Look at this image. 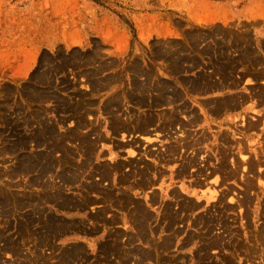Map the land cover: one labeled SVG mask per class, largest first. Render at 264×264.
Listing matches in <instances>:
<instances>
[{
    "label": "rangeland",
    "instance_id": "obj_1",
    "mask_svg": "<svg viewBox=\"0 0 264 264\" xmlns=\"http://www.w3.org/2000/svg\"><path fill=\"white\" fill-rule=\"evenodd\" d=\"M258 17L264 18V0H0V264H98L85 245L101 232L74 226H91L87 212L100 208L109 219L96 230L137 229L109 234L108 242L161 244L148 255L143 250V259L115 251L113 258L133 260L119 264L145 258L148 264H264V155L218 140L211 157L199 148L207 137L190 134L194 124L180 122L173 109L156 112L184 96L180 83L190 69L221 60L231 42L248 37L237 32L236 20ZM164 91L171 97L165 101ZM148 112L159 115L142 131L137 126ZM119 119L135 129H116ZM71 131L80 137L70 138ZM158 151L186 161L188 172L203 167L193 174L198 182L165 169L162 193L153 184L144 192L122 188V164L114 162L129 154L143 156L153 170L165 168L168 158L158 160ZM189 199L199 205L185 207ZM138 201L150 214L148 236L140 235L133 213Z\"/></svg>",
    "mask_w": 264,
    "mask_h": 264
},
{
    "label": "crops",
    "instance_id": "obj_2",
    "mask_svg": "<svg viewBox=\"0 0 264 264\" xmlns=\"http://www.w3.org/2000/svg\"><path fill=\"white\" fill-rule=\"evenodd\" d=\"M242 17L244 18V14H242ZM243 18L236 20L234 27L238 30L237 32H247L249 34L248 37H244V39L238 38L237 41L231 42V44L225 48L223 52L224 55L221 60L215 61V63L212 60H206L204 63H200V65H196L193 69H190L188 71L189 80L184 83H180V89L185 92L184 96L179 99H175L172 103L159 105L156 109V112L160 113L161 116L167 114L166 112H170L172 111L171 109H173L174 114H177L180 122L194 124V127L192 126L190 127L191 129L189 128L191 130L190 134H194L196 137L195 139H201L204 135L207 137L205 141V148H202V146L199 148L203 149L205 152L210 151L209 153L211 157L212 152L216 149L215 144L218 140H220V144H225L224 142L227 140H236V144L238 143L236 146L240 145L245 146L248 149L253 148V150H258L260 158L264 155V18L258 17L251 19L250 21H245ZM242 116L244 117L242 118ZM255 119L256 121H254ZM245 122L247 124L252 123V127L251 124H249V127ZM254 122L257 124L255 125ZM151 138H155L156 140L159 139L158 141L161 140L157 136H151ZM188 150H191V148ZM196 150L200 149L196 147ZM163 154L164 152H162V157ZM180 154L181 151L178 152L177 157H180ZM200 154L201 152H199V155ZM252 154L255 155V152L252 151ZM132 158L133 164H130L132 167L130 168L131 170H126V168H124L118 172L119 184L122 188H126L128 191H134L130 188H142L141 185L138 184V181L145 179L146 176H132L135 172H137V174L139 171L141 172V170L145 168L143 166H145L146 163L149 164L148 161L144 160L143 156H140V159L137 157V161V158L134 159L132 155L130 156L127 154V159ZM163 159L165 160L166 157L164 156L162 159L158 158V160L161 161ZM167 160V166H165V168L160 164L156 165V168L158 169L157 172L160 174L158 175V178L155 179L152 173L148 174L149 179L156 180L157 183L153 184L156 187L163 185L162 176L164 175L165 169L169 170V175L174 173L176 175L175 178L179 179V175L176 174V167H178L182 161L180 162L178 160L180 163L177 166L176 164L178 162H175L176 160H174V158H168ZM135 162L137 164L140 162L139 165L143 168L141 166H138L141 167L138 168ZM143 172L144 171L139 174H142ZM123 174H125L124 176L128 175V179H126L127 183L126 180H123L125 179ZM112 175L114 176V173ZM141 191L144 192V189L142 188ZM90 212L92 211L90 210ZM91 227L92 225H85V232L87 234H91L92 232L95 233L97 231L101 233L94 239L93 242L88 240L85 246L91 253L96 252V256L99 257L98 264H119V261L131 263V261H133L132 257L135 255V259L139 258L140 255L142 256L141 252L143 250L161 249V244L159 243H105V241L109 239L110 236L112 237L118 230H122L123 232L125 231L126 233H134L137 229H129L123 225L122 227H112L110 230L104 227L96 230V226H94V228ZM109 234L111 235L109 236ZM146 235L148 236V233ZM141 238L143 237L141 236ZM119 250L129 251V253L131 252V259L122 260L117 256H114L113 258V255L115 254L114 252ZM148 259L149 258L140 260L138 261V264H148Z\"/></svg>",
    "mask_w": 264,
    "mask_h": 264
},
{
    "label": "bare ground",
    "instance_id": "obj_3",
    "mask_svg": "<svg viewBox=\"0 0 264 264\" xmlns=\"http://www.w3.org/2000/svg\"><path fill=\"white\" fill-rule=\"evenodd\" d=\"M229 64V63H228ZM227 66V65H226ZM225 76V75H224ZM201 77V76H200ZM226 77V76H225ZM203 78V77H202ZM227 78V77H226ZM193 80V79H192ZM191 80V81H192ZM201 80V79H200ZM202 80H204V79H202ZM226 80V79H225ZM164 82V81H163ZM207 82H209V81H207ZM166 83V82H165ZM165 83H162V86H163V84H165ZM201 83V82H200ZM208 84V83H207ZM211 84V83H210ZM191 85V84H190ZM213 85V84H212ZM199 86H200V84H199ZM214 86V85H213ZM221 86V85H220ZM164 87V86H163ZM191 87V86H190ZM196 87V86H195ZM194 87V88H195ZM164 88H167V87H164ZM163 88V89H164ZM160 89H162V88H160ZM264 89V88H263ZM145 90V89H144ZM143 90V91H144ZM157 90H158V88H157ZM262 90V89H261ZM143 91H142V93H143ZM163 91V90H162ZM161 91V92H162ZM166 91V90H165ZM164 91V94L165 93H167V92H165ZM264 91V90H263ZM139 92V91H138ZM174 92V91H173ZM175 92H176V90H175ZM166 95V98H164V99H162V100H167V99H170L171 97L169 96V94H165ZM132 96V95H131ZM145 96V95H144ZM161 96V95H160ZM172 96V95H171ZM227 98V97H226ZM161 99V98H160ZM159 99V100H160ZM138 101L139 102H144L145 101V99H139L138 98ZM149 101V100H148ZM154 101L155 102H158V98H155L154 99ZM215 101V100H214ZM223 101V100H222ZM150 102V101H149ZM151 102H153V100L151 101ZM160 102V101H159ZM233 102H234V100H233ZM216 103V102H215ZM227 103V102H226ZM236 103V102H235ZM224 104V103H223ZM152 105V104H151ZM219 105V104H218ZM217 105V106H218ZM220 105H222V104H220ZM235 105V104H234ZM149 106V105H148ZM152 107V106H151ZM232 107V106H231ZM230 108V107H229ZM157 115H159L158 113H156V112H148L147 114H146V117L144 118V120L142 121V123H140L137 127H138V129H140V130H142V131H144L145 130V128L149 125V124H152L153 122H154V120H155V116H157ZM174 116V115H173ZM197 116V115H196ZM176 117V116H175ZM244 116H242V118H243ZM172 118H174V117H172ZM195 118V117H194ZM247 118V117H246ZM176 119V118H175ZM192 119H193V117H192ZM196 119V118H195ZM117 120H118V118H116V122H117ZM122 120V119H121ZM190 120V119H189ZM115 121V120H114ZM188 121V120H187ZM243 121H244V119H243ZM254 121H256V119L254 120ZM119 122H121L120 121V119H119ZM139 122V121H138ZM171 122H172V120H171ZM175 122V121H174ZM190 122H191V120H190ZM250 122H252V121H250ZM135 123H137V121L135 122ZM184 123H186V122H184ZM246 123V122H245ZM253 123V122H252ZM252 123H249V124H251V127H252ZM255 123V122H254ZM134 124V123H133ZM188 124V123H187ZM242 124H243V122H242ZM247 124V123H246ZM245 124V125H246ZM249 124H247L248 126H249ZM257 123H255V125H256ZM244 125V124H243ZM254 125V124H253ZM115 127H116V129H118V128H120V129H127L128 131L129 130H133V129H135V126L134 125H130V124H128V123H126V122H121V123H116L115 124ZM250 127V126H249ZM255 127V126H254ZM253 127V128H254ZM45 130H47V128L45 129ZM44 130V131H45ZM124 131V130H123ZM222 131V130H221ZM225 134V133H224ZM223 135V134H222ZM68 136H70V138H78V137H80V134H78V133H76L75 131H71V133H69L68 134ZM144 136V135H143ZM242 136V135H241ZM146 137V136H145ZM148 137V138H147ZM146 137V139H148V141L149 140H151V138L149 137V136H147ZM226 137V136H225ZM236 137H238V136H236ZM219 138H220V136H219ZM239 138V137H238ZM85 139V138H84ZM84 139H83V141H84ZM225 139V138H224ZM44 140V139H43ZM42 141V140H41ZM59 141V140H58ZM82 141V142H83ZM152 141V140H151ZM228 141H230V140H228ZM236 141V140H235ZM247 141V140H246ZM60 142V141H59ZM89 142V141H88ZM87 142V143H88ZM150 142V141H149ZM218 144H219V142H218ZM238 144V143H237ZM181 145V143L179 144V146ZM89 146V145H88ZM56 147V146H55ZM54 147V148H55ZM63 147V146H62ZM245 146H242V148H244ZM51 148H52V146H51ZM169 148V147H168ZM172 148V147H171ZM174 148V147H173ZM58 149V148H57ZM129 149V148H128ZM130 149H131V147H130ZM129 149V150H130ZM170 149V148H169ZM85 151V150H84ZM91 151V150H90ZM131 152H132V150H130ZM129 151V152H130ZM88 152H89V150H88ZM130 152V153H131ZM226 152V151H225ZM153 152L151 151H149V154H152ZM158 153H160V152H158ZM227 153V152H226ZM226 153H224V154H226ZM162 153H160V154H157L155 157H157V158H164V156L162 157V155H161ZM195 154H197L196 152H195ZM229 154V153H228ZM27 156V155H26ZM208 156V155H207ZM244 157H245V155H243ZM24 157H25V154H24ZM169 157V154L167 155V158ZM142 158V157H141ZM166 158V159H167ZM173 158V157H172ZM222 158V157H221ZM225 158V157H224ZM250 158V157H249ZM140 159V158H139ZM177 159V158H176ZM187 159V158H186ZM226 159V158H225ZM244 159H246V158H244ZM28 160V159H27ZM29 160H32V159H29ZM123 160H125V159H123ZM128 161H126V162H124V163H122V162H120V161H116V162H114V166H116L117 168L118 167H120V163L122 164L121 165V168H124V167H122L123 165H127V164H133V158L132 159H127ZM191 160V159H190ZM189 160V161H190ZM222 160V159H221ZM220 160V162H221V165L220 166H222V161ZM51 161V160H50ZM137 161H138V159H137ZM168 161V160H167ZM188 161V162H189ZM247 161H248V159H247ZM251 160H249V162H250ZM24 162H26V161H24ZM31 162H33V161H30V162H26V163H24V164H22V166H28V165H32L31 164ZM224 162V161H223ZM252 162V161H251ZM34 163V162H33ZM42 163H44V162H42ZM180 163V162H179ZM193 163H194V160H193ZM235 163V162H234ZM253 163V162H252ZM251 163V164H252ZM137 164V163H136ZM135 164V165H136ZM139 164H140V162H139ZM138 164V165H139ZM186 164H188V163H186V161H182L181 163H180V165L178 166V167H176L177 168V175H179V176H185V175H187V173H189V174H192V176H193V174H196V175H199L200 173H201V171H203V167H201V168H197V170H195V171H193V172H191L190 170H189V172H188V169H190L191 167L189 166L188 167V165H186ZM190 164H191V162H190ZM197 164V163H196ZM138 165H136L137 167H138ZM178 165V164H177ZM206 165V164H205ZM33 166H34V164H33ZM47 166V165H46ZM52 166V165H51ZM128 166V165H127ZM139 166H141V165H139ZM220 166H217V167H220ZM36 167V166H35ZM115 167V168H116ZM136 167V168H137ZM142 167V166H141ZM141 167H138V168H141ZM143 167H145V168H143ZM142 168V170H141V172L142 171H144L142 174H139V173H141L140 171H139V176L141 175V176H146L145 177V179H142L141 181H138L139 183L138 184H140L141 185V187L142 188H145V187H149V186H151L152 184H154L156 181L154 180V179H149L148 178V174L149 173H152V174H154L155 172H157L158 171V169L156 168V170H152L151 169V166L147 163V164H145V166H143ZM200 167V166H199ZM205 167V166H204ZM34 168V167H33ZM51 168V167H50ZM120 168V169H121ZM131 168V167H130ZM27 169V168H26ZM119 169V170H120ZM206 169V168H205ZM217 168H215V170H216ZM221 169V168H220ZM131 170V169H130ZM192 170V169H191ZM214 170V169H213ZM72 171V170H71ZM70 171V172H71ZM75 171V170H74ZM73 171V172H74ZM207 171V170H206ZM211 171V170H210ZM219 171V170H218ZM213 172H215V171H213ZM63 173V172H62ZM75 173V172H74ZM102 173V172H101ZM104 173V172H103ZM128 173V172H127ZM132 173V172H131ZM158 173V172H157ZM160 173H162V172H160ZM61 174V173H60ZM70 174H72V173H70ZM69 174V175H70ZM80 174V173H79ZM122 174V173H121ZM63 175V174H62ZM66 175V174H65ZM65 175H63V176H65ZM103 175V174H102ZM107 175H108V173H107ZM125 174H123V176H124ZM158 175H160L159 173H158ZM63 176H62V178L61 179H63ZM138 176V177H139ZM189 176V175H188ZM191 176V175H190ZM195 176V175H194ZM193 176V179L196 177H194ZM201 176H202V174H201ZM205 176V178H206V175H204ZM61 177V176H60ZM70 177H72V176H70ZM122 177V176H121ZM76 176H75V180H76ZM124 178L125 179H123V177H122V179L123 180H126V179H128V175H126V176H124ZM67 179V178H66ZM71 180H72V178H70ZM74 179V178H73ZM190 179H191V177H190ZM201 179V178H200ZM68 180V179H67ZM93 181V180H92ZM118 181V180H117ZM193 181V180H192ZM194 182H198V180H196V179H194ZM124 183V182H123ZM126 183H127V180H126ZM135 183H137V182H135ZM134 184V183H133ZM197 184V183H196ZM202 184V183H201ZM135 185V184H134ZM124 186V185H123ZM128 187V186H127ZM135 187V186H134ZM159 188H160V190H161V193L162 192H164L163 190H164V188H165V186H158ZM97 188V187H96ZM99 188V187H98ZM141 188V189H142ZM175 188V187H174ZM100 189V188H99ZM215 189L216 188H214V190H212V191H214L215 192ZM94 190V189H93ZM101 190V189H100ZM173 190V189H172ZM191 190H194V188L192 187V189ZM201 190V189H200ZM205 190V189H204ZM217 190V189H216ZM97 191V190H96ZM211 191V190H210ZM219 191V190H218ZM217 191V192H218ZM108 192V191H107ZM151 195H149V197H150V199L152 200V201H155V199H154V197H156V195H157V191H155V190H152L151 189ZM203 192V191H202ZM220 192V191H219ZM227 192V191H226ZM122 193H124L125 195H127V193L126 192H122ZM172 197H176V194H177V192L176 191H172ZM176 193V194H175ZM59 194H61V193H59ZM109 194V193H108ZM160 194V193H159ZM213 194H215V193H213ZM225 194V193H224ZM62 195H63V193L61 194V195H57V196H61V198H62ZM179 195V194H178ZM215 195H217V193L215 194ZM220 195H221V192H220ZM219 195V196H220ZM51 196V195H50ZM56 196V195H55ZM86 196V195H85ZM121 196V195H120ZM159 196V195H158ZM226 196V195H225ZM224 196V197H225ZM87 197V196H86ZM89 197H91V196H89ZM128 197V196H127ZM221 197V196H220ZM219 197V200H220V202L222 203V197L220 198ZM75 198V197H74ZM88 198V197H87ZM124 198H125V196H124ZM176 198H178V197H176ZM89 199V198H88ZM93 199V198H92ZM92 199H91V201H92ZM55 200V199H54ZM82 200V199H81ZM182 200H184V199H182ZM57 201V200H56ZM62 201V202H61ZM61 203H63V201H65V199H61ZM147 201V200H146ZM175 201V200H174ZM176 201H179V199H176ZM215 201H217V200H215ZM60 202H57V203H60ZM79 203V205H77V207H79V208H84V203L82 204V202L80 201V200H78V199H76V200H74L73 199V203ZM85 202V201H84ZM56 203V204H57ZM177 203V202H176ZM179 203V202H178ZM186 206L185 207H188V208H194V207H196L197 205H199L198 203H196V202H194V201H192L191 199H189V200H187L186 201ZM64 204V203H63ZM142 204H144L145 205V202H141V201H138L137 202V204L135 205V207H136V209L134 210V212L133 213H137V215H136V221H137V225H138V227H139V232L143 235V234H147V232H148V225L147 224H145L146 223V221H147V218H150V214H148V211H147V209L145 210V209H143V205ZM212 204V203H211ZM60 205V204H59ZM221 205V204H220ZM225 205V204H224ZM65 206V205H64ZM72 206V205H71ZM74 206V205H73ZM108 206V205H107ZM169 206H170V203L168 202V203H166V210H165V212L164 213H168V212H166L167 211V209L169 208ZM181 206H182V208L184 207V205L182 204V201H181ZM223 206V205H222ZM222 206H219L220 208L222 207ZM226 206V205H225ZM178 208H180V203H179V207ZM103 209L102 208H100L99 210H96V211H93V212H87V214L89 215L88 216V218H89V220L90 221H92L93 222V224H92V227L91 228H94V226H95V224L99 221V220H102V219H106V220H108L109 218L108 217H106V216H104L103 214H102V211ZM132 213V214H133ZM169 214V213H168ZM165 216H169V217H171L170 218V221L172 220V219H174L175 220V218L177 217L175 214H170V215H167V214H165ZM168 217V218H169ZM79 218V217H78ZM202 218H205L204 216H201V219H200V222H203L204 223V225L205 224H207V221L205 220V219H202ZM73 221V220H72ZM77 221V220H76ZM111 221H113V220H111ZM70 222V221H69ZM108 222V221H107ZM116 222V221H115ZM114 222V223H115ZM70 223H72V222H70ZM69 223V224H70ZM66 224V223H65ZM68 224V223H67ZM106 224V223H105ZM81 225H83V224H75V226L74 227H78V229H83V230H85V226L83 225V226H81ZM102 227V226H101ZM103 227L104 228H107V229H109L110 230V228H112L113 227V225H103ZM97 228H98V225H97ZM100 228V227H99ZM116 231V230H115ZM114 231V232H115ZM91 232V231H90ZM99 232V231H98ZM113 232V231H112ZM93 233V232H92ZM188 238L189 239H194V234H190L189 236H188ZM186 239H187V236H186ZM110 239H107L106 241H105V243H107L108 241H109ZM221 240V239H220ZM219 240V241H220ZM111 241V240H110ZM212 242V244L211 243H208L209 244V246H211V245H213V243L215 244V242H213V241H211ZM221 242V241H220ZM240 242V241H239ZM101 243V242H100ZM165 243H167V241H165ZM228 243V242H227ZM108 244V243H107ZM160 244V243H159ZM164 244V243H163ZM183 245H185V244H183ZM216 245V244H215ZM229 245H231V246H233L232 247V249L233 250H237V249H239L238 247H236V244L235 243H232V242H230L229 243ZM238 245V244H237ZM240 245V244H239ZM103 247V246H102ZM105 247V246H104ZM107 248V247H106ZM164 248H166V247H164ZM109 250V249H108ZM149 249L148 250H145L144 251V253H145V255H148L149 254ZM142 253V256L140 255V259H143V256H144V253L143 252H141ZM118 255V254H117ZM229 261V260H228ZM119 262H121V261H119ZM232 263V262H231ZM230 263V264H231Z\"/></svg>",
    "mask_w": 264,
    "mask_h": 264
}]
</instances>
